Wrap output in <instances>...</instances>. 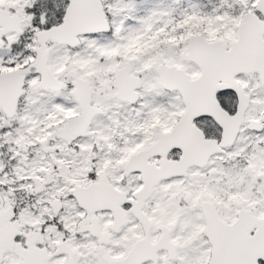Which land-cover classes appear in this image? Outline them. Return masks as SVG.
I'll list each match as a JSON object with an SVG mask.
<instances>
[{"label":"snow or ice","instance_id":"1","mask_svg":"<svg viewBox=\"0 0 264 264\" xmlns=\"http://www.w3.org/2000/svg\"><path fill=\"white\" fill-rule=\"evenodd\" d=\"M0 264H264V0H0Z\"/></svg>","mask_w":264,"mask_h":264}]
</instances>
